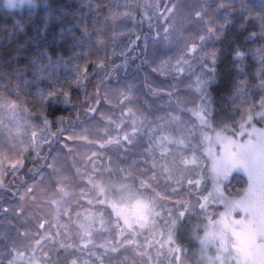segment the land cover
Instances as JSON below:
<instances>
[{"label": "trees", "instance_id": "16d2710c", "mask_svg": "<svg viewBox=\"0 0 264 264\" xmlns=\"http://www.w3.org/2000/svg\"><path fill=\"white\" fill-rule=\"evenodd\" d=\"M138 2L0 0V264H177L176 253L171 262L160 254L151 232L125 229L116 206L101 201L105 186L108 197L121 184L122 192L138 193L162 215V232L174 217L175 240L183 249L191 243L190 229L200 217L198 197L205 190L173 180L154 165L156 150L148 149L155 139L161 143L165 120L179 115L187 123L191 118L178 107L186 98L184 83L151 69L162 52L174 60L202 34V20L194 15L202 0H164L163 6L177 5L167 20L168 41L149 38L145 50L143 36L164 26L156 11L153 28L142 26L139 46L128 50L136 39L131 20L117 28L124 34L113 42L107 17L119 6L128 11L125 4L135 10ZM209 2L214 8L220 0ZM233 3L238 7L240 0ZM246 3L261 10L264 0ZM224 11L217 16L222 19ZM179 15L181 28L175 33L172 22ZM240 19L233 15L223 43L205 45L220 49L209 91L213 107H225L209 118L228 135L239 130L232 110L255 102L254 116L264 96L254 71L258 65L232 53V40L241 50L259 44L244 41L248 33L260 31L259 22L240 33ZM101 58L103 67L98 66ZM78 66L86 76L78 77ZM234 81L245 82L242 93ZM49 93H54L50 107L42 102ZM254 123L262 126L258 119ZM189 128L195 140L196 127ZM234 177L225 186L228 195H240L243 191L236 190L247 184L243 175ZM189 200L194 207H186Z\"/></svg>", "mask_w": 264, "mask_h": 264}, {"label": "rangeland", "instance_id": "374dc122", "mask_svg": "<svg viewBox=\"0 0 264 264\" xmlns=\"http://www.w3.org/2000/svg\"><path fill=\"white\" fill-rule=\"evenodd\" d=\"M163 1L142 0L137 5L145 4L146 9L136 7L133 10L130 7L128 11L135 14L137 22L144 15L152 16V21H156L155 13L158 10L163 11ZM180 19L179 15L172 22L175 33L181 28ZM136 26L138 33L142 26H148V22L137 23ZM258 113L253 116L252 126L262 129L264 122L262 126L254 123L256 119L261 122ZM184 123L179 115L175 119L165 120L161 143L155 139L156 142L148 149L151 154L156 150V154H153L157 158L154 159V165L166 169L173 180H191L199 189L205 190L200 195L203 197L202 204L199 205L200 217L197 219L198 223L190 229L191 243L187 247L181 248L174 238L177 224L174 217L167 220L166 233L162 232V215L144 197L137 195L138 193L122 192V184L116 187L114 196L109 193L108 197L105 192L109 186H105L101 201L116 206V212L125 229L133 231L137 228L140 233L151 232L152 239L159 243L160 254L165 255L170 262L176 253L177 264H264V247L259 243L264 241V220L257 219L255 214L249 218L242 206L249 205L250 201L243 192L240 195H228L225 191V186L234 176L241 174L247 178L237 145L243 144L248 136L237 135L240 129L235 131V135H228L226 129L213 124L209 115L187 118V123ZM190 125L196 127L195 140L192 139ZM247 130L251 131V128L248 127ZM159 152L162 154L161 158ZM243 156L252 160L259 158L260 153L255 147H251ZM157 216L159 217L156 218ZM201 217H206V221L203 222ZM92 218L89 216L86 221ZM162 219L164 222V218Z\"/></svg>", "mask_w": 264, "mask_h": 264}, {"label": "snow or ice", "instance_id": "6c2138e0", "mask_svg": "<svg viewBox=\"0 0 264 264\" xmlns=\"http://www.w3.org/2000/svg\"><path fill=\"white\" fill-rule=\"evenodd\" d=\"M170 5V6H169ZM125 8L133 7L132 5H124ZM141 9H146L145 4L135 5ZM159 7V6H158ZM261 10H257L251 5L246 3V0H240V4L237 7L233 0H220L216 3L215 7H211L209 0H202L199 8L195 11L194 15L197 20H202L203 28L202 34L196 37L193 42L186 46L185 50L177 56L174 60L171 57H167V52L161 53L159 63L152 67V72H169L178 82L184 83V100L178 103V107L181 111L187 112L190 117L202 118L208 116L210 113H214L217 110H224L222 105L220 109L213 107L214 101L209 91V86L214 78L216 71L215 65L219 60L220 49L215 47H205L208 42H221L223 43L228 39V33L232 30L234 14H239L241 19L239 25H237L236 31L243 33L247 31V26L250 22L258 21L260 24L259 32H250L244 37V41L250 42L252 40H258L259 44L256 47L246 48L241 50L242 45L236 44L235 40L230 41L232 45V53L234 58L240 60H247L249 57L253 60L258 67L254 70L255 74L260 78V86L264 89V4L260 6ZM120 6L115 11L110 10L108 21L111 23V39L115 42L124 33L117 31L118 27H126V21L131 20L133 28L131 34L136 37L132 40L128 46V50H131L139 46L141 36L136 31V24H143L148 22L149 29L153 28L151 23L152 16L144 15L141 20L137 22L131 11H120ZM177 5L175 3H165L163 11L158 10L157 15L162 18V29H156L150 34L147 33L143 36L144 47L147 50L148 40L151 38L153 43H157L161 40L168 41L169 29L167 27L168 18L176 11ZM224 9L223 18H219L217 13ZM207 13V15H205ZM98 43H103V40H98ZM122 56L126 55L125 52H121ZM99 67H103V58L99 59ZM78 77L86 76V69L83 66H78ZM244 81H234L233 87L236 88L237 93H242L244 90ZM130 96L131 93H128ZM166 95L172 96V92H168ZM54 93H49L48 97L42 98V102L46 101L48 107L51 106ZM246 102H242L237 105L233 110V114H238L239 119L234 123L239 127L240 132L236 133L240 137L248 136L247 140H244L243 144H238L237 149L242 155V163L244 164L245 172L247 173V187L244 189H237V193H243L248 197L250 203L244 207V211L248 214L249 218L255 214L257 219L264 220V128L257 129L252 126L254 119L252 109L256 107L255 102H252L245 107ZM260 111L258 113L261 122H264V96H261L259 101ZM248 127L251 131H248ZM135 131V129H134ZM255 138V139H254ZM251 147H255L260 153V157L252 160H248L243 154ZM236 177L232 178V181ZM189 184L193 181H189ZM199 184V181H196ZM232 189V183L230 184ZM203 197H198V202L202 204ZM186 207H194L189 200ZM261 247H264V241L259 242Z\"/></svg>", "mask_w": 264, "mask_h": 264}]
</instances>
